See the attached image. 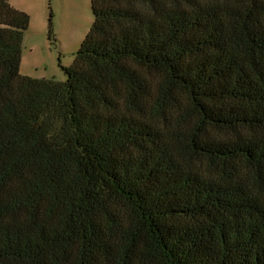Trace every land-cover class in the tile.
I'll list each match as a JSON object with an SVG mask.
<instances>
[{
    "label": "trees",
    "instance_id": "1",
    "mask_svg": "<svg viewBox=\"0 0 264 264\" xmlns=\"http://www.w3.org/2000/svg\"><path fill=\"white\" fill-rule=\"evenodd\" d=\"M91 10L57 82L0 0V264H264V0Z\"/></svg>",
    "mask_w": 264,
    "mask_h": 264
},
{
    "label": "rangeland",
    "instance_id": "2",
    "mask_svg": "<svg viewBox=\"0 0 264 264\" xmlns=\"http://www.w3.org/2000/svg\"><path fill=\"white\" fill-rule=\"evenodd\" d=\"M8 2L30 19L23 35L19 74L39 80L65 81L62 67L72 64L93 22L91 0Z\"/></svg>",
    "mask_w": 264,
    "mask_h": 264
}]
</instances>
